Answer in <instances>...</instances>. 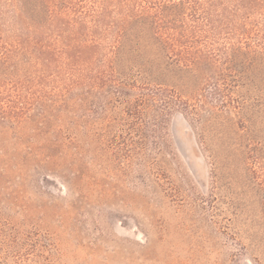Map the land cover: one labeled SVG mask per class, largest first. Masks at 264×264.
<instances>
[{"label": "rangeland", "instance_id": "1", "mask_svg": "<svg viewBox=\"0 0 264 264\" xmlns=\"http://www.w3.org/2000/svg\"><path fill=\"white\" fill-rule=\"evenodd\" d=\"M0 264H264V0H0Z\"/></svg>", "mask_w": 264, "mask_h": 264}, {"label": "trees", "instance_id": "2", "mask_svg": "<svg viewBox=\"0 0 264 264\" xmlns=\"http://www.w3.org/2000/svg\"><path fill=\"white\" fill-rule=\"evenodd\" d=\"M145 88V87H144Z\"/></svg>", "mask_w": 264, "mask_h": 264}]
</instances>
